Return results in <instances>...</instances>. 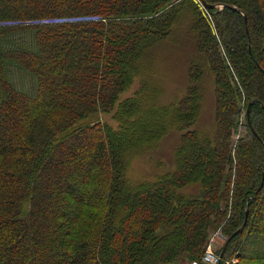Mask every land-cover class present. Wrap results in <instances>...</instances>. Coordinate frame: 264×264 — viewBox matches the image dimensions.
Returning <instances> with one entry per match:
<instances>
[{
    "label": "trees",
    "instance_id": "16d2710c",
    "mask_svg": "<svg viewBox=\"0 0 264 264\" xmlns=\"http://www.w3.org/2000/svg\"><path fill=\"white\" fill-rule=\"evenodd\" d=\"M186 21L204 54L185 95L161 105L144 64ZM263 45L264 0H0V264H181L218 231L220 264H264ZM206 74L213 131L186 132ZM116 106L114 129L101 116ZM171 130L182 132L174 169L128 178Z\"/></svg>",
    "mask_w": 264,
    "mask_h": 264
},
{
    "label": "rangeland",
    "instance_id": "374dc122",
    "mask_svg": "<svg viewBox=\"0 0 264 264\" xmlns=\"http://www.w3.org/2000/svg\"><path fill=\"white\" fill-rule=\"evenodd\" d=\"M203 7L205 8V5ZM222 8L223 7H221L220 10H222ZM190 20L188 19L189 22ZM199 35H202V31L197 33V35H195L189 29L188 22L186 21L185 26L181 25L180 33H178L175 36L176 38L174 37L176 40H174L173 38V42H171V44L170 41L168 40H166L165 42L163 41L157 44L150 51L149 53L150 58L146 60L144 65L146 67V70L150 72V78L148 79L150 84H153L156 88L161 90L162 95L160 96L159 104L167 105L173 100L177 98H182L185 95L184 87L188 85L189 76H191L190 73L193 70L192 69L193 59L195 58L196 61H198V58L201 59V57H203L204 54L203 42L202 40H200ZM249 61L250 60L246 59V62H244L246 64L245 73L248 75V78L253 76V74H255V70H253V68H250L248 66ZM198 66H200V64H198ZM205 77L206 78H204L205 80L203 84L200 85V94L203 99L200 118L196 122V124L193 127H191V129H188L186 132L198 130L203 133H211L213 131L215 124L214 122H215V106H216L214 88L212 83L213 77L211 74H206ZM140 82H141V78L136 79L134 81V84L127 91H125L120 95L119 103L127 99L128 97L133 96L137 91H139L141 87ZM117 108L118 106L115 107L112 113L104 114L101 116L102 120L104 122H107V124L113 127L114 129L118 128L117 127L118 124L113 119ZM165 115L167 116V119L170 117L168 113L164 114V116ZM243 119L244 118L242 117L241 124L242 122H244ZM244 133H245V129L242 128L241 125L238 131H236L235 137L232 141V146L235 145L239 141V139H241ZM181 135H182L181 131L178 132L177 130H171L162 138L161 142H159L157 147L153 149H149L144 153L136 156L130 165L128 178H130L133 182H138L141 180H153L154 178H156V176L164 174L168 171H172L174 169V151L178 146V144L180 143ZM248 139L246 142V145L248 147L247 151L249 154L252 155L251 152H252L253 142L249 141ZM134 144L135 143H132L131 145L134 146ZM248 158H250V155L248 156ZM76 164H77V160L76 161L69 160V165L67 169L63 170L61 175H68V171L73 167H75ZM50 176L51 175L43 176L42 181L44 186H47ZM120 177L122 178V180L125 179L124 176H120ZM64 180L66 182L76 184L75 185L76 188L78 190H82L81 185H79L76 182V180L73 179L72 175L70 177L65 178ZM199 191L200 190L197 185L188 186V188L183 190V192L187 195H198ZM46 203H49V201L46 200V198L45 199L43 198L42 204H46ZM222 205H225V203H222ZM50 213H52V211ZM203 214L205 215V211L199 212L197 216ZM230 216H231V211L229 212L228 218H230ZM214 236L216 238L214 241L215 245L213 247V250H215L218 253L222 248L224 241H226L227 238L225 237L222 231H218L217 233L214 234ZM222 236L225 237L226 240L222 239L221 238ZM211 238L209 239V242ZM206 250H207L206 246H200L195 250H193L192 252L186 254V256H181L177 260V262L181 264L186 263V261L190 259V255H192V253L196 254V256H199L202 255L203 252ZM47 259H48L47 261L49 262L52 260L51 255L48 253H47Z\"/></svg>",
    "mask_w": 264,
    "mask_h": 264
},
{
    "label": "built area",
    "instance_id": "2783aa9c",
    "mask_svg": "<svg viewBox=\"0 0 264 264\" xmlns=\"http://www.w3.org/2000/svg\"><path fill=\"white\" fill-rule=\"evenodd\" d=\"M215 238L216 237L213 235L209 244L207 245V250L204 252L200 260H195L184 264H220L221 256L215 250H213V247L215 245L214 244ZM221 238L225 239V237L223 236Z\"/></svg>",
    "mask_w": 264,
    "mask_h": 264
},
{
    "label": "water",
    "instance_id": "95a60500",
    "mask_svg": "<svg viewBox=\"0 0 264 264\" xmlns=\"http://www.w3.org/2000/svg\"><path fill=\"white\" fill-rule=\"evenodd\" d=\"M204 5H205V8H206V9H216V8H219V7H220V8L223 7V6H219V5H208V4H206V3H204ZM223 8H224V7H223ZM247 115H249V111L247 112ZM263 184H264V178H263V182H262L260 188H262ZM241 230H242V229H241ZM236 234H238V232H237ZM225 248H226V247H224V249H223V251H222L221 258L223 257V254H224V252H225V251H224Z\"/></svg>",
    "mask_w": 264,
    "mask_h": 264
}]
</instances>
